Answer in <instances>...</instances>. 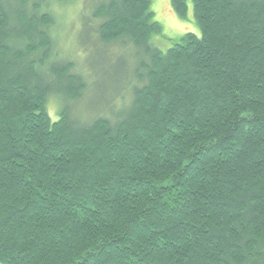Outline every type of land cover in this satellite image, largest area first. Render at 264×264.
Returning a JSON list of instances; mask_svg holds the SVG:
<instances>
[{"label":"trees","instance_id":"1","mask_svg":"<svg viewBox=\"0 0 264 264\" xmlns=\"http://www.w3.org/2000/svg\"><path fill=\"white\" fill-rule=\"evenodd\" d=\"M190 2L201 35L162 51L152 0H94L85 38L135 50L132 98L81 119L51 15L0 0L1 263L264 264V0Z\"/></svg>","mask_w":264,"mask_h":264},{"label":"rangeland","instance_id":"2","mask_svg":"<svg viewBox=\"0 0 264 264\" xmlns=\"http://www.w3.org/2000/svg\"><path fill=\"white\" fill-rule=\"evenodd\" d=\"M25 1L28 13L35 5L39 7V13L51 15L53 22L50 30L54 39L56 58L70 59L74 62L78 72L86 76L91 75L88 79L90 85L87 94L83 98L71 102L74 116L81 119H90L96 115L113 117L117 99L111 92L112 89L120 88L119 93L124 95V101L126 103L131 101V91L128 89L129 86H127L126 81L132 76L131 70L135 64L133 58L135 50L132 47H123L120 43L102 45L97 49V46L92 44L95 39L94 34L91 35L90 41L85 38L83 26L87 22L90 26L97 25V20L92 18L94 0H74L72 2L64 0ZM11 5L16 7V1H12ZM151 9L154 12V20L159 21L163 27V33L153 35L151 42L162 51H166L173 40L178 39L186 32L201 35L200 27L194 18L191 2L189 3L187 19H181L177 16L170 0H152ZM119 68L120 73L126 75V78L117 74V79L121 78L123 84L121 83L119 87H116L113 85V77L115 76L112 75L115 74V69ZM131 79L135 80L134 78ZM97 93L102 98V102L98 105L97 101L100 100V97L96 98ZM48 106L50 114L54 118L58 111L57 100L51 98ZM0 264L4 263L0 262Z\"/></svg>","mask_w":264,"mask_h":264}]
</instances>
